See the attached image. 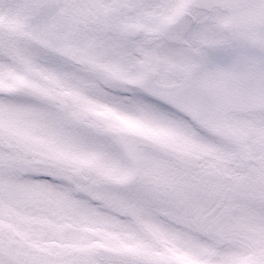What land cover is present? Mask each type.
I'll list each match as a JSON object with an SVG mask.
<instances>
[{"label": "snow or ice", "instance_id": "obj_1", "mask_svg": "<svg viewBox=\"0 0 264 264\" xmlns=\"http://www.w3.org/2000/svg\"><path fill=\"white\" fill-rule=\"evenodd\" d=\"M0 264H264V0H0Z\"/></svg>", "mask_w": 264, "mask_h": 264}]
</instances>
